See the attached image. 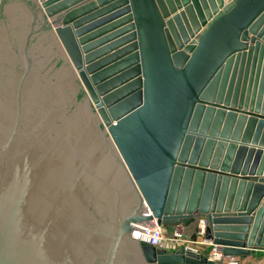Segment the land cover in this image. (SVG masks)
I'll return each mask as SVG.
<instances>
[{
    "label": "water",
    "instance_id": "water-1",
    "mask_svg": "<svg viewBox=\"0 0 264 264\" xmlns=\"http://www.w3.org/2000/svg\"><path fill=\"white\" fill-rule=\"evenodd\" d=\"M263 161L264 0H0V264L264 247ZM152 217L209 244L132 238Z\"/></svg>",
    "mask_w": 264,
    "mask_h": 264
},
{
    "label": "built area",
    "instance_id": "built-area-1",
    "mask_svg": "<svg viewBox=\"0 0 264 264\" xmlns=\"http://www.w3.org/2000/svg\"><path fill=\"white\" fill-rule=\"evenodd\" d=\"M103 124V123H102ZM106 128V126H104ZM145 206V205H144ZM146 213L144 215H151L148 208L145 206ZM134 227L142 229V231L131 230V237L137 240L146 241L150 245H154L155 248L165 249L169 247L170 249H176L184 241L182 233L175 229L173 230L171 237L167 241L163 235V228L159 225L155 218H150L145 222L144 226L135 224ZM198 230L196 231V237L202 236L203 232V221L199 220L197 225ZM205 241V240H202ZM187 248V247H184ZM209 257L213 261L212 264H239V259L233 255H222L219 250L212 249L209 252Z\"/></svg>",
    "mask_w": 264,
    "mask_h": 264
},
{
    "label": "crops",
    "instance_id": "crops-1",
    "mask_svg": "<svg viewBox=\"0 0 264 264\" xmlns=\"http://www.w3.org/2000/svg\"><path fill=\"white\" fill-rule=\"evenodd\" d=\"M255 158V153L252 152L251 156H250V160ZM262 158V154L259 153L256 156V162L257 164L261 161ZM263 168H264V161H263ZM264 172V171H263ZM263 172H261V174H256L255 171H253V174L251 175H247L249 177V179H256L259 177H264ZM264 200V194L262 195V197H260V200L258 201V204H261ZM182 232L187 233V237L190 238L192 232H193V228L191 226H187V227H181ZM188 242V241H187ZM190 244V243H189ZM194 245H189V249L195 250V251H200L202 250L205 246H207L209 244L208 241H202L200 239V237H196V241L193 242ZM186 246H188L186 244ZM236 257H238L239 259V264H264V247H258L253 249L252 251H249L248 253L242 254V255H237Z\"/></svg>",
    "mask_w": 264,
    "mask_h": 264
},
{
    "label": "rangeland",
    "instance_id": "rangeland-1",
    "mask_svg": "<svg viewBox=\"0 0 264 264\" xmlns=\"http://www.w3.org/2000/svg\"><path fill=\"white\" fill-rule=\"evenodd\" d=\"M47 21H48V20H47ZM79 82H80V80H79ZM80 84H81V82H80ZM81 86H82L84 92L86 93V95H88V94H87V91H86L85 88H84V86H83L82 84H81ZM92 105H93V104H92ZM194 225H195V223H190V224H188V225H186V226L175 225V226H165V227H162V228H163V235H164V238L168 241L169 238L171 237V234H172L173 230L177 229V230H179V231L182 233V236H183V239H184V241L178 246V248L189 247L190 244H191V245H194L193 242H191V241L189 240L190 238L186 236L187 233L182 232V229H181V227H187V226H191V227L193 228ZM199 237H200V239L202 240V236H199ZM187 241H188V242H187ZM189 243H190V244H189ZM186 244H187L188 246H186ZM178 248H176V249H178ZM176 249H170L169 247H167V248H165V249H163V250L166 251V252H171V251H174V250H176Z\"/></svg>",
    "mask_w": 264,
    "mask_h": 264
}]
</instances>
